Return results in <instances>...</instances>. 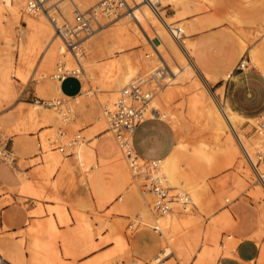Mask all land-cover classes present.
<instances>
[{
  "label": "rangeland",
  "instance_id": "obj_1",
  "mask_svg": "<svg viewBox=\"0 0 264 264\" xmlns=\"http://www.w3.org/2000/svg\"><path fill=\"white\" fill-rule=\"evenodd\" d=\"M76 1L81 8H87L99 0ZM176 1L178 2L177 6H172V4L161 6V0H158V3L160 2L158 5L159 12L173 24H184V28L187 30V36H181L180 41H185V39L192 40L191 59L197 62L205 73H209L211 80L205 81L200 74L192 73L189 77L184 78L180 72L175 74H173V72L171 73L168 67L176 66L177 68L179 62L177 59L180 60L181 58H179L180 56L174 55L173 57V55H169V53L160 46L159 38L152 32L151 28L150 38L145 39L143 36L144 32H141L139 24L137 22L135 24L130 17V19L128 18V25L130 23L128 26L129 29L124 28V30L120 28L124 25L123 19L113 22H106L100 19L101 28H98L99 26L96 28L93 26V29H95L93 32L94 34H89L87 37L88 39L86 38L87 40L82 39L80 45L81 56H83L85 61H90L91 66L96 67L97 78L92 80L86 77L82 72L79 74V80L83 88L82 94L80 95L82 99L78 102V105H82L84 108L83 110L75 112V117H77L78 120L77 123H73L70 118L67 122L65 121L67 124H63L60 120L61 118L58 119V108L48 109H53L55 113H58L56 114V119L58 121L57 126H61V128L67 131L66 136L69 137L78 132L81 136L80 139L85 138L86 143L90 146L98 143L100 138L109 136L110 139L116 143V149H118L120 144L116 141L113 132H110L108 122L105 120L106 118L103 117L105 106L99 103L98 100L99 93L105 95L109 94L110 87L107 85L113 84L116 81V70L110 69L109 65L122 53H125L127 56H130L136 64L140 62L137 64V66L139 65L138 67H141L137 78H141V80L149 79V75L146 73L148 67L149 70L157 66L160 69L163 68L164 74L158 79V84H154L155 81L152 80L151 87L155 88V90L154 93L152 92V98L149 104L156 101L164 90L167 94H164L165 96L161 100V103H165L163 106L172 113H170V115L173 121L175 119L177 127H173L170 122L166 120L162 121L166 122V124L172 128L176 142L180 140L189 144H202L209 151L213 152L214 156H217V154L220 156V158H216L215 156V160L217 161L216 169L214 170L211 168L206 171L205 179L208 182V190L211 188L209 193H217V188L219 187L221 189L220 186H222L224 187L222 188L223 192H221L223 199H221V197L220 199L222 202L223 200L225 201L224 198L230 197L229 194L227 196L226 191L230 190L229 192H231L235 190L232 184L233 181L231 180L234 179L238 171V165L241 166L244 164L239 169H242V167L248 169L246 174L243 169L240 171L243 179V188L238 190L239 193L236 191L237 195L233 200L225 201L223 206L218 207V205H222L219 203L216 205L218 208L215 206V210L213 209V211L217 214L223 207L229 209L234 204L242 202L252 206L256 217L260 220V216H264V211H262L264 210V197L261 198V196H264V193H261L260 196L258 195L260 194L258 192V190H260L258 181L241 155L237 141L235 142V137L231 138L229 134L231 132L227 130L226 127L224 129L226 133L219 132L216 134L214 132L216 129L214 123H207L208 120L202 117L201 113L205 111L209 104L211 106L214 102L222 106L223 100L231 109L237 110L244 117L256 116L261 117L258 118L259 120H264V116H262V113H264V75H261V73L250 64L247 69L236 71L231 79L225 80V74L234 67L240 57L245 56L248 60V51L250 49L258 48L261 53V60L264 61V0ZM20 12H22V14H20L21 19L19 17V20L16 22L13 21L9 14H6V17L1 19V21L3 20L1 22L2 26L3 24L5 26H3L4 34L0 33V68L8 66L11 69L8 75L9 86L7 85L5 88L0 89V99L4 100V102H6L5 106L13 111L18 107L24 109L28 108V110L31 109L34 102L41 97V93L35 86L36 79H49L56 83L55 80L51 79V74H53L57 63L62 64L60 60H55L51 66L44 65L40 59L42 55H40V51L38 49V51L33 49L28 39L25 40V38L29 36V33L31 35L33 32V29L27 26L26 22L27 20L35 19L36 15L25 14L23 10ZM154 15L155 14L150 12L148 16L153 17ZM219 19L221 21L218 22L217 20ZM213 21L217 22L213 23ZM19 22L23 27L24 34L20 31V26H18ZM45 23H47V21H45ZM46 25L48 26L49 33L52 34L51 26H49L48 23ZM144 25L147 26V23L144 22ZM114 43L121 47L112 48ZM156 49L160 51L157 53ZM175 57L178 58L176 59ZM200 57L203 58V63L210 67V70H207L209 68L206 69V67L199 62ZM150 58L152 60H150ZM174 58L177 63H175L176 61ZM143 59L145 60L144 64L150 63L148 67L146 65L143 66V63H141ZM152 61L153 64L151 65ZM182 64L183 63L180 64V67ZM221 67H224L223 70H220ZM16 70L23 75V79L15 73ZM151 79L153 78L149 80L151 81ZM219 86L222 87L219 88ZM86 94H88V97H85ZM57 97L64 99L65 105H70V99L59 93H55L51 98L48 97L49 99H43L42 101L53 100V98ZM190 98L195 99L196 102L191 110L187 106V101ZM90 99L96 100L99 104L95 101L91 102ZM59 108L63 109V106H59ZM70 115L72 116L71 113L69 117ZM60 117H62L61 114ZM100 117L104 120V127H101L99 121ZM52 119L53 118L49 117L46 124L41 125L42 127L40 124H36L32 126L31 129L21 130L17 133L8 132L7 134V131L0 127V132L2 133H0V140L4 141L7 139V145L11 148V152L14 155V162L12 164H7L0 159V250H3L4 253H0V264H29V261L34 257L32 243L36 239V236L39 238V241L48 243L50 246L49 252H57L63 264H92L96 259L100 257L102 259L105 255V259L103 258L105 262L107 261V256L109 257L108 261L113 258L116 259L119 254L115 252V244L108 236L109 234L107 233L105 225L114 220L121 221L122 233H124L126 237V244L129 251L128 256L123 257L122 260L118 258L117 264H127V262H132V259L139 260V264H198V251L203 248V244L200 240L197 241L196 246L192 247L190 245L189 250H192L191 252L187 248L189 245L178 250L176 246H171L163 240L159 232H155L154 229L140 222H135L134 216L141 210L142 204H144V207L146 205L150 206V212L153 213L154 216L158 214L152 210L151 195L149 194L147 196L145 194V192L147 193L144 188V175L146 171L138 175L140 179L137 181V185L132 182V184L124 183L121 175L123 171L117 169L115 166V162L117 163L118 161H123L127 166V159L124 157L125 155L121 146V150L118 149V161L109 159L104 166H97L91 171H84V169H82V179L80 178L81 181L78 180L76 183H73L71 180L69 181V175L60 174L58 169L52 172L50 168L44 167L43 158H39L41 155L42 157L56 155L58 157L60 156L59 158L61 160L70 156L60 154L55 149L58 143H64L65 137L59 136L57 127L53 129L54 131L51 130L50 132L48 128L50 125L52 126ZM148 119L161 120L158 118ZM255 121L256 120L251 124L246 120L242 121L237 125V132L244 134L246 137L253 135L252 125ZM38 131L40 134H38V138H36ZM50 134L52 136H50ZM225 139H229V141L237 147L238 153L234 155L237 156V159H234V162H232L233 165L231 164L230 167L225 166L226 168L222 166V169L221 164L223 165L224 163L222 159H224L223 148L225 146ZM43 140L50 145L48 146L49 149L42 154L39 152L37 144H39L38 146H42ZM143 147L147 149L149 146L144 145ZM69 151L70 149L68 150L70 154ZM220 153L222 155H220ZM219 159L222 161H219ZM238 162L242 163L239 164ZM218 163L220 164L218 165ZM146 165V167L149 166L148 164ZM197 168L198 166H194L192 170L197 172ZM36 169L38 170L36 171ZM20 173H23L26 179L22 180ZM242 173H244V175ZM58 175L60 176L59 180H57L59 177ZM64 179H67L73 184H69V182ZM61 180L63 183L66 181L67 184L66 182L64 184L61 182L60 184ZM82 182H85V184H82ZM222 182L224 183L222 184ZM23 183L33 185L35 189L41 192L42 197L40 196L37 198L31 196L29 193L21 192ZM215 183H220V186ZM255 188H257V191H254ZM251 191L257 192V198L259 200L257 198L254 200V198L251 197L252 194L249 193ZM51 194L54 196L58 195L59 199L49 197ZM257 195L254 194L253 196L255 197ZM100 196H103L102 201L97 200ZM57 211H62L64 217L59 218V216L56 215L57 213H55ZM78 212L79 214L81 213V215H78ZM178 214H180L178 215L179 220L186 219L185 214ZM231 214L235 219L234 214L232 212ZM190 215L195 216L196 211L193 210ZM48 220L53 222L54 231L51 233H44L42 232V227ZM209 220L210 218L200 217V223L204 227L208 224ZM261 223L257 224L259 237L255 238L259 247L264 244V229H262L264 227H259L264 226V223H262V225ZM80 225L81 228L84 227L83 229L89 231V235L91 236L87 245L83 244L77 234L73 232L75 227ZM33 228H35V230ZM66 236L73 239L74 246L70 248V250L72 249L74 254L65 253L68 249L62 245V239ZM159 240L161 242V247ZM216 243L218 244L210 243L209 245L211 247H217L218 250L212 264H216L220 256L231 255L233 251L232 245L228 242V231L220 232ZM160 248L159 256L161 257L158 256L159 262H155L153 256ZM162 248L166 250L162 251ZM112 252L114 253L112 254ZM131 253L141 259L134 257ZM45 259L46 257L38 254L36 263L38 262V264H40L39 262L41 261V264H43L45 263ZM151 259L153 262L149 261ZM255 264H257L256 261Z\"/></svg>",
  "mask_w": 264,
  "mask_h": 264
},
{
  "label": "bare ground",
  "instance_id": "obj_2",
  "mask_svg": "<svg viewBox=\"0 0 264 264\" xmlns=\"http://www.w3.org/2000/svg\"><path fill=\"white\" fill-rule=\"evenodd\" d=\"M133 1H134V6L130 7L128 9L127 13L120 15L116 19V20L123 19L124 25L120 28H123V30H124V28L125 29L128 28V26L130 25V23L128 25V18L129 17L135 22V24H136V22L139 24V26L141 28V29L140 28L139 29L141 30L142 33L143 32L145 33V34L143 33V36L145 37V39L150 38V28H151L152 32L154 34H156L157 37L159 38L160 46H162V48H164L169 53V55L171 54V55H173V57H174V55H176L178 57L180 56L179 58H181L183 60V61L181 59L179 60V59H177L178 57H175L177 59V61H179V62L182 61L181 63H183V64L180 67L181 63L178 62L177 68H176V66L168 67L169 70L171 71V73L173 72V74H175L177 72H180V74L182 73V77H184V78L189 77L190 74H192V73L199 74L198 70L196 69V67L194 66V64L191 60L192 40H186L185 39V41H180L181 36H184V37L187 36V34H186L187 30H185L184 24L183 23H174L173 24L170 21H168L167 18L164 15H162L160 12H159V15H157V17H156V15H154L155 17L154 16L153 17L148 16L151 12L149 7L146 4L139 2V0H133ZM157 2H158V0H157ZM22 3H23V0H0V33L4 34V27L3 26H5V25L3 24V26H2L1 22L3 20L1 21V19L6 17V14L11 15V18L13 19L14 22L19 20V17L21 19L20 14H22V12H20V11L23 10L25 14H28V13H26L25 8H24V4H22ZM59 3H60L59 5L61 7L62 12L68 18V16H69L68 5H67L66 0H59ZM161 3H162L161 6H165V5H169V4L170 5L172 4V6H177V4H178V2L176 0H161ZM28 15H32V14H28ZM34 15H36L35 19L27 20V22H26V25L30 26L33 29V32L31 33V35L29 33V36H27V37L25 36L26 37L25 40L28 39V42L32 45L31 47H33V49H36V50L38 49L40 51V55L42 54L40 56V59L44 63V65L51 66L55 60H60L64 69H66V70L67 69L68 70L78 69L80 73L81 72L84 73L86 75V77H88L92 80L97 78L96 67L91 66L90 61H85L83 56H81V54L79 55V58H78L79 66H76L72 56L64 48L61 40L58 38V36L54 32L50 22L46 18V15L44 13H37ZM45 21H47L49 26H51V30L53 32L52 34L49 33V29H48V26L46 25L47 23H45ZM217 21L219 22L220 20H217ZM217 21H213V23H216ZM144 22L147 23V26L144 25ZM138 24H137V26H138ZM18 26H20V31L23 32V34H24V30H23L22 25H20V22L18 23ZM101 26H99L98 28H101ZM176 27H178L180 29V33H181L179 36L180 38L174 37V35H172V33L170 32V29H173ZM94 30L95 29L92 28V30L90 32H88L86 34L87 36H85L83 39L87 40L88 39L87 37L89 34H94L93 33ZM119 31H121V30H119ZM110 36H113V35H110ZM240 37H241V35H240ZM57 39L60 41H58ZM114 47L120 48L121 46L114 43L112 48H114ZM157 49H158V47H157ZM108 50H110V49H108ZM159 51L157 50V53ZM159 55H161V54H159ZM248 55L251 59V62L259 70L264 72V65H262V63L259 60L257 50L256 49H250L248 51ZM176 59H175V61H176ZM150 60H152V59L150 58ZM139 61H141V60H139ZM177 61L175 63H177ZM139 63H137V64H139ZM141 63H143V66L146 65L147 67L150 65V63L144 64L145 63L144 59H143V61H141ZM137 64H136V62H134L130 58V56H127L125 53H122L119 57H117L114 61L111 62L109 67H110V69L116 70V81L113 84L107 85L110 87V90H109L110 93L109 94L105 95L103 93H99V96H98L99 103H102L105 106L104 110L106 109L109 111H113L116 108L118 98L121 95L123 89L126 87V85L129 84L130 82H135V81L141 79V78H137L138 73L140 72V69H141V67H138L139 65L137 66ZM152 64H153V61H152L151 65ZM247 64L249 67L250 63L248 60H247ZM145 67H143V68H145ZM145 69H147V68H145ZM158 69H159L158 66L154 67L151 70H149V67H148L146 73H147V75H149V79L150 78H153V79H151V81L149 79L148 80L146 79L144 81H147L149 85H152L151 84L152 80H154V81H156V83H154V84L157 85L159 77L164 74L163 72L157 71ZM143 72H144V70H143ZM15 73L20 78H22V79L24 78L23 75L18 70H16ZM141 76H142V74H141ZM51 79L55 80L53 78L52 74H51ZM55 81H58V80H55ZM154 90H155V88H154ZM154 90H153V93H154ZM164 94H167V93L163 90V92L159 95V97L156 99V101H153L152 104L148 105V108L146 109V112H145V117L159 116V117L167 120L168 122H170V124L176 128L177 126L175 123V119L173 121V119L170 115L171 112L168 111L169 109L167 110L166 107L163 106V104H165V103H161V100L165 96ZM85 97H88V94H86ZM54 99L55 98H53V100ZM62 101L63 102L61 103L60 106H63V109H60L59 107H57L58 108L57 111L59 110L58 111L59 112V118L58 119L61 118L60 120H61V122H63V124H67L66 122L70 118L72 119L73 123H77L76 121L73 120L74 99L70 100V105H65L64 99H62ZM45 102H47V101H43V102L36 101V102H34L33 107L31 109L27 110L28 120L30 122L29 121H26V122H28L30 125L24 126V125H20L18 122V124H16L14 127H12V128L10 127L9 129H7L6 133L7 134H8V132L9 133H15V132L17 133V132H20L21 130L23 131L25 129H31V127L36 125V124H40V126L45 125L47 122V119H49V117L53 118L52 119L53 120L52 126L50 125L51 127L49 126V128H48L50 130V132H51V130L54 131L53 129H56L55 127H57V130H58L59 127H61V126H57L58 121L56 119V116H57L56 114H58V113H55V111L53 109H48V108H55V107L45 106ZM166 103H167V100H166ZM195 103H196L195 99L190 98L187 101L188 108L191 110L195 106ZM104 110H103V117L106 118L105 120L107 121V117L104 115ZM66 111L68 113L67 118H65V116H63V114ZM70 113L72 114V116L70 115V117H69ZM60 114L62 117H60ZM201 114H202V117H204L206 120H208L207 123H211V122L214 123V125L216 126V129L214 132L216 134L219 132L226 133L224 130L226 127L227 130H229L231 132V133H229L231 138L235 137V139H236L235 142L237 141L239 148H240V143H241L246 148V150L248 152H250V150L252 151V149L256 145L257 140L255 139V137L253 135L246 137L244 134L237 132V130H238L237 125L239 123H241L242 121H245V120L235 116L234 114H232L224 104L222 106H219L215 102L212 103L211 106L209 104V106L206 107L205 111ZM25 119H27V118H25ZM99 119H100L99 121H100L101 127H104L103 118L100 117ZM254 120H258V118L249 119L246 121H248L251 124L254 122ZM108 128L110 129V132L112 133L113 130L109 127V124H108ZM43 131H45V130H43ZM38 132H37V138H38V134H40V132L39 133ZM113 134H114V132H113ZM232 134H233V136H232ZM50 136H52V135L50 134ZM60 137H63V136H60ZM216 137H217V135H216ZM216 137L214 136L215 139H216ZM107 138L108 139H106L104 142L101 140L98 143H95L94 145L92 144L93 146H90L88 143H86L85 138L79 139L70 148V151H69L70 154L67 153L70 156L65 158L64 160L63 159L61 160L59 158L60 156L58 157L56 155L48 156V157H42V155H41V156H39V158L40 159L43 158L44 167L50 168L52 172L58 169L60 174L69 175L68 176V177H70L69 181L71 180V181H73V183L74 182L76 183L78 180H80V178L82 179V177H80V173L78 170L79 164H81L83 166L84 171H91V170H93V168H96L97 166H104L108 162L109 159L118 161L117 160V159H119L118 149H120V146H121L123 153L125 155L124 157H126L125 148L120 144V142H118L116 139V141L120 144L118 146L119 148L116 149V145H115L116 143H114V141L112 139H110L109 136ZM129 141H130V137L128 138V144L130 143ZM225 141H226V143H225ZM225 141H224L225 146L223 148L224 159H222L224 161V163L220 162V163H223V165L221 164L222 169H223L222 166H224V168L230 167L232 162H234V159L237 157L234 155H236L238 153L237 147H235L229 141V139H227V140L225 139ZM41 143H42V141H41ZM49 145L50 144L48 142L43 140L42 146L41 145L38 146L39 152H41L43 154L47 149H49V147H48ZM215 145H217V144H215ZM219 146H221V145H219ZM64 155H66V154H64ZM220 155H222V154L220 153ZM215 156H214L213 152L209 151L202 144H189V143H186L184 141L178 140V142L175 143L174 149L166 158L156 161V167L155 168L150 167V165L148 167H146L147 166L146 164H148V162L142 161L137 156L133 159V162H131L130 159H127V157H126L127 166L124 164L123 161H118L117 163L115 162V166L117 167V169H120L121 171H123V175H124V178H125V181L127 184L132 182V183H135L137 185L138 184L137 181L140 179V176H138V175H140L144 171H146L145 174L159 176L161 182L170 188L171 193L174 192L175 190H181V191H184L188 195L189 201L185 205H182L180 203V201H172V203L170 204V207H171L170 210L163 213V214H158L157 216H154L153 213L150 212L151 211L150 206L146 205L144 207L143 211L137 217H135L134 220L137 223L140 222V223L147 225L150 228L154 229L156 232H159L161 234L163 240H165L171 246H176L178 250L185 248L187 245H189V247H187L189 250L190 245L192 247L196 246L197 241L200 240V242L203 244L202 245L203 248L200 251H198L199 252L198 253V261H197L198 264H212L214 262L218 250H217V247H213V246L211 247L209 245H210V243L218 244L216 242L218 241L219 233L222 231H228V229L231 225V217L227 213V211H225V210L220 211L216 214L215 211H213V209L219 203L222 205H218V207L223 206L225 204L224 203L225 201H229L231 199H234V197L237 195V193H239L238 190L240 188L241 189L243 188L242 187L243 179L241 177L240 171H242V169H243L245 174L248 171V169L246 167H244V168L242 167V169H239L244 164H242L241 166L238 165V167H239V168H237L238 171L236 172L234 179L231 180V181H233L232 184L234 185L233 187H235V190H233L234 192L233 191L229 192L230 190L226 191L227 196L229 194L230 197L224 198L225 201L223 200V202H222L221 199H223V198L221 196V194H222L221 192H223L222 188H224V187L220 186L221 182L215 183V184H219L221 189L218 187L217 193L213 194V193H209V190H211V188L208 190V187H209L208 182L205 179L207 169L210 170L211 168H213L215 170L217 167L216 166L217 161L215 159L220 158V156H218V154H217L218 157L216 156V158H215ZM222 160L219 159V161H222ZM220 163H218V165ZM240 163H242V162H240ZM194 166H198L197 172H194L192 170ZM218 168H220V167H218ZM37 170L38 169H36V171ZM46 171L48 172L47 169H46ZM43 173H42V175H43ZM56 173H57V171H56ZM210 173H211V171H210ZM244 173H242V174L244 175ZM257 173L258 174H256L255 177H256V180L258 181V185H259L258 187L260 188V190H258V192L260 193L258 195L260 196L261 193H264V160H262L258 164ZM24 176L25 175L23 173L20 174V177L22 178V180L26 179ZM60 176L58 177L57 180L60 179ZM66 177H64V178H66ZM27 180H29V179H27ZM64 180H67V179H64ZM61 182H62V180L60 181V184H61ZM71 183L69 182V184H71ZM223 183L224 182H222V184ZM55 184H56V182H55ZM66 184H67V182H66ZM82 184H83V182H82ZM56 187H57V185H56ZM129 187H130V185H129ZM257 188H255L254 191H257ZM69 190H71V189H69ZM236 191H237V193H236ZM21 192L29 193L31 196H34L37 198L41 196V192L38 191L37 189H35V187L29 183H23V185L21 186ZM227 192H229V193H227ZM251 192H253V191H251ZM251 192H249L250 194H252L251 197H253L254 200H256V198L258 197L257 192L256 193L253 192L254 194L257 195L255 197L253 196L254 194ZM224 193H225V191H224ZM249 193L247 192L248 195H249ZM145 194L147 196L149 195L148 192L147 193L145 192ZM225 196H223V197H225ZM49 197H52L54 199H59L58 195L54 196L51 194ZM220 197H221V199H220ZM262 197H264V196H261V198ZM71 199H72V197H71ZM260 201H261V199H260ZM66 203H68V202H66ZM259 203H261V202H259ZM78 204H79V202H78ZM261 207H262V205H261ZM259 208H260V206H259ZM76 210H78V209H76ZM193 210L196 211L195 216L190 215V214H192ZM78 211H80V210H78ZM262 211H264V210H262ZM55 213H57L56 215H58L59 218L64 217V214L62 211H57ZM178 213H181V215L185 214L186 219L179 220L178 215H180V214H178ZM78 215H81V213L79 214V212H78ZM200 217L210 218V220L208 221V224L205 227L202 226V224L200 223ZM262 220H264V216L261 215L260 216V223ZM120 222H121L120 220L119 221L114 220V221H110L107 224H105L106 228H107V233L109 234L108 236L111 238V240H113V243L115 244V252L118 253L119 256L116 259L113 258V259H110L109 261H108L109 257L107 256L108 258L106 257L107 261L105 262L103 260V258L106 256L105 255L104 257H102V259L100 257V258L96 259L95 262L93 261L94 263L91 262L92 264H117L118 258H121L120 260H122L123 257L128 256L129 251H128L127 244H126V237H125L124 233H122V224ZM262 223H264V221H262ZM262 223H261V225H262ZM85 227H87V226H85ZM259 227L261 228L264 226H259ZM83 228H81V225H80L78 227H75L73 232L77 234L78 238L81 240V242L83 244L87 245L91 239L90 238L91 236L89 235V231H87ZM33 229L35 230V228H33ZM262 229H264V228H262ZM53 231H54V224L51 220H48L46 222V224L43 225L42 232L51 233ZM257 234H258L257 236L259 237V232ZM105 240H108V239H105ZM166 242H164V243H166ZM32 244H33L32 248H33V252H34L33 253L34 257L29 261V264H38V262L36 263V257L38 256V254H41L42 256L46 257L45 263H43V264H49V262H50V264H63L60 261L56 251L49 252L50 246L48 245V243H44V242L39 241V238L36 236V239L34 240V242ZM215 244H212V245H215ZM62 245L66 249H68L65 252L66 254H74L72 249L70 250V248H73V246H74V242H73L72 238H68L67 236L64 237L62 239ZM165 250L166 249L163 250V248H162V251H165ZM189 251L191 252L192 250H189ZM167 252H169V251H167ZM113 253L114 252H112V254ZM159 255H160V253L154 257L155 262H159V259H158ZM177 255H178V253H177ZM109 256H110V254H109ZM159 257H161V256H159ZM149 261L153 262L152 259ZM256 262H257V264H264V244H262L260 246V252H259V255H258ZM39 263L41 264V261ZM128 263L129 264H139L140 261L137 259H132V262H127V264Z\"/></svg>",
  "mask_w": 264,
  "mask_h": 264
},
{
  "label": "built area",
  "instance_id": "obj_3",
  "mask_svg": "<svg viewBox=\"0 0 264 264\" xmlns=\"http://www.w3.org/2000/svg\"><path fill=\"white\" fill-rule=\"evenodd\" d=\"M66 2L68 5V18L61 11L59 0H23L26 13L32 15L44 13L46 15L54 32L72 56L76 66H79L78 58L81 54L82 39L92 30L93 26L95 28L101 26L100 19L113 22L120 15L127 13L130 7L134 6L133 0H99L87 8H81L76 0H66ZM139 2L146 4L153 14L159 15L157 0H139ZM170 32L174 37L180 38L181 33L178 27L170 29ZM247 68V58L245 56L240 57L231 71L226 74L225 80L231 79L234 71H243ZM157 71L163 72V68H159ZM79 74L78 69L66 70L62 64L57 63L52 75L55 80L60 81L65 76H73L79 79ZM153 90L154 88L144 80L139 79L130 82L119 96L116 108L113 111L104 110L109 127L113 130L117 141L125 148L126 157L131 162L136 157V153L132 144H128V138L132 136L135 127L145 119V112ZM62 102V98H55L45 102V105L59 107ZM67 114L66 111L63 116L67 118ZM58 134L65 138L64 143H58L55 149L61 154L69 155L67 154L68 149L81 138L80 134L76 132L68 137L66 136L67 131L61 127L58 129ZM252 134L257 140L252 151L248 152L241 143L240 151L254 176H256L258 174L257 166L264 160V120L258 119L255 121L252 125ZM0 159L7 164L14 162V155L7 145V139L0 140ZM148 165L155 168V159L148 160ZM144 180L145 191L152 197V210L157 214L169 211L172 201H180L182 205L189 201V197L184 191L175 190L171 193L170 188L161 182L159 176L145 174Z\"/></svg>",
  "mask_w": 264,
  "mask_h": 264
},
{
  "label": "crops",
  "instance_id": "obj_4",
  "mask_svg": "<svg viewBox=\"0 0 264 264\" xmlns=\"http://www.w3.org/2000/svg\"><path fill=\"white\" fill-rule=\"evenodd\" d=\"M253 49L257 50L259 60L262 63V65H264V61L261 60L260 50L258 48H253ZM191 56H192V52H191ZM248 61L253 67H255L261 73V75H264V72L259 70L251 62L250 57L248 58ZM192 62L196 67V69L198 70L199 74L204 78L205 81L211 80L209 73L207 72L205 73V71L202 70V68L197 62H194L193 60ZM199 62L203 64V66L206 67V69L209 68L207 70H210V67H208L203 63L202 57L199 58ZM223 68L224 67H221L220 70H223ZM10 70L11 69L8 66L0 68V89L5 88L7 85L9 86L8 75L11 72ZM235 72L236 71L233 72L232 77L234 76ZM35 86L36 89L41 93V97L37 101L43 102L42 101L43 99H49L48 97L51 98L55 93L62 94L64 97L70 100L74 99L73 120L76 122L78 121L77 117H75V112L83 110L84 108V106L78 105V102L82 99L80 95L82 94V88H83L78 78H75L73 76H65L60 81H56V83H54L49 79L37 78ZM221 87L222 86H219V88ZM93 101L99 104L96 100L92 99L91 102ZM222 102L232 114H234L239 118H242L244 120L260 118L256 116L244 117L237 110L231 109L225 103V101L222 100ZM5 103L6 102H4V100L0 99V127L7 130L10 127L11 128L14 127L16 124H18V122L20 125H24V126L30 125L28 122H26L29 121L28 112H27L28 108L24 109L22 107H18L16 110L13 111L10 108H7V106H5ZM262 116H264V113H262ZM24 117L27 119H25ZM148 118H158L161 120L148 119ZM162 120L165 119L159 116L145 117V119L135 127L132 136L130 137L129 144H132L136 156L140 158L142 161L148 162V160L150 159H155V161L162 160L166 158L174 149L176 142L174 131L168 124H166V122H163ZM106 139L108 138L107 137L100 138V141L102 140L104 142ZM144 145L149 147L146 149V147L145 148L143 147ZM82 169H84L83 166L79 164L78 170L80 173V177H82L81 174ZM121 175L124 183H126L122 173ZM83 184H85V182H83ZM97 200L102 201L103 196L98 197ZM141 207H142L141 210L134 216V218L137 217L143 211L144 204H142ZM229 209L234 214L235 219L232 216ZM229 209L227 207H223L221 211L223 210L227 211V213L231 217V225L228 229V242L232 245L233 251L231 252V255L220 256L216 264H250V263L255 264V261H257L260 252V247L258 246L255 240V238H258L257 224L260 223V220H258V218L256 217L253 207L245 203L241 202L238 204H234ZM159 244L161 247L160 240H159ZM160 250L161 248L153 257H155L160 252ZM0 253L4 254L3 250H0Z\"/></svg>",
  "mask_w": 264,
  "mask_h": 264
}]
</instances>
